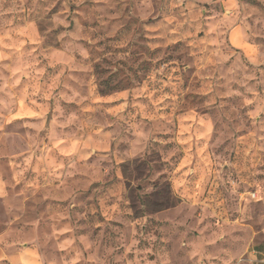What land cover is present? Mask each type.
<instances>
[{"label":"clouds","instance_id":"obj_1","mask_svg":"<svg viewBox=\"0 0 264 264\" xmlns=\"http://www.w3.org/2000/svg\"><path fill=\"white\" fill-rule=\"evenodd\" d=\"M0 264H264V0H0Z\"/></svg>","mask_w":264,"mask_h":264}]
</instances>
